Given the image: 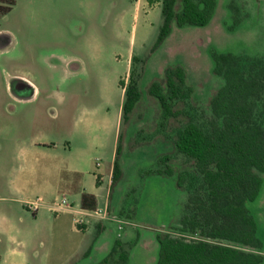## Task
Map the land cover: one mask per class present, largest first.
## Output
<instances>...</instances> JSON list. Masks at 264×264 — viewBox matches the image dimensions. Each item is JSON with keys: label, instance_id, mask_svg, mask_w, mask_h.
Returning <instances> with one entry per match:
<instances>
[{"label": "rangeland", "instance_id": "obj_1", "mask_svg": "<svg viewBox=\"0 0 264 264\" xmlns=\"http://www.w3.org/2000/svg\"><path fill=\"white\" fill-rule=\"evenodd\" d=\"M15 1L13 9L0 18V34H6L0 36V174L16 164V149L22 142L32 140L51 141L59 149L72 143L81 149L83 160L90 157L94 171L111 173L110 163L121 136L122 175L114 185L110 183L106 206L107 220L112 222L106 226L117 232L112 234L106 255L115 241L121 240L129 252L128 264H156V233L181 234L178 223L188 191L203 190L193 159L175 146L177 130L190 120L210 129L214 115L209 100L223 84V78L212 71V48L243 58L264 57V0H217L208 24H173L171 33L154 49L162 24V0H114V24L108 27H102L101 17L111 0ZM121 19L122 24L117 23ZM128 32L133 36L135 32L133 48L129 47ZM97 35L101 39L96 42ZM173 64L184 67L193 93L176 104L182 110L179 115L162 119L147 86L162 78L165 68ZM130 71L142 95L129 123L124 124L121 107ZM28 80L39 88L40 95L17 99L30 95ZM16 90L25 92L15 94ZM85 109L93 110L92 126H107L110 131L96 137L72 135L73 122ZM254 120L264 126V93L255 100ZM165 154L169 160L162 162ZM166 166L172 168V175L155 172ZM181 174L184 185L179 188L176 180ZM262 176L259 196L247 203L256 218L262 247L232 244L264 256V173ZM78 234L88 246L96 244L100 235L93 227ZM66 237L67 256L73 252L68 242L74 234L67 231ZM32 246L47 254L57 247L51 241ZM87 251L95 255L94 249Z\"/></svg>", "mask_w": 264, "mask_h": 264}, {"label": "trees", "instance_id": "obj_2", "mask_svg": "<svg viewBox=\"0 0 264 264\" xmlns=\"http://www.w3.org/2000/svg\"><path fill=\"white\" fill-rule=\"evenodd\" d=\"M161 3L162 24L152 49L166 39L173 24L177 27L208 24L217 6V0H162ZM14 4L15 0H0V18ZM210 56L213 73L223 78V84L209 100L214 115L210 129L206 131L190 120L177 130L175 139L177 150L193 159L203 190L188 191L185 212L178 223L181 234L156 233V264H264L261 253L233 245L262 247L256 218L247 203L254 201L263 187L264 126L254 120V109L255 100L264 93V57L243 58L214 48ZM192 93L186 70L180 64L168 65L162 78L153 79L147 86V94L159 104L162 119L179 115L182 110L176 104L190 98ZM141 95L130 71L121 107L124 124L129 123ZM120 152L121 136L112 163L111 185L122 175ZM168 160L167 154L161 157L162 162ZM155 172L173 174L169 166ZM176 185L183 187V174L177 177ZM85 197L83 194L82 202ZM128 258L125 243L116 240L110 253L97 264H128Z\"/></svg>", "mask_w": 264, "mask_h": 264}, {"label": "crops", "instance_id": "obj_3", "mask_svg": "<svg viewBox=\"0 0 264 264\" xmlns=\"http://www.w3.org/2000/svg\"><path fill=\"white\" fill-rule=\"evenodd\" d=\"M114 3L111 0L109 7L106 6L104 10L102 27H108L109 24L113 26L111 15ZM117 23L122 24V19ZM2 35L6 34H0ZM99 39L101 37L97 35L96 42ZM128 39L129 47L133 48L136 44L135 32L134 36L128 32ZM98 45L99 43L96 46ZM74 59L81 61L77 57ZM129 61L130 55L127 63ZM27 83L32 94L27 97L16 96L17 99L31 100L40 95L39 88L31 80ZM93 114L92 109L80 112L73 122L72 135L78 137L79 133H86L96 137L99 133L110 131L107 126H92L90 120ZM16 150V164L9 172L0 174V245L3 249L0 264H96L106 255L112 234L117 231L106 226L111 221L94 216H87V223L78 229L73 223V216L79 211L106 208L110 201V171L105 173L98 168L94 171L90 157L83 160L80 156L81 149L72 143L59 149L51 141L32 140L29 143L22 142ZM2 161L3 157L0 156V163ZM83 194L86 195L84 202ZM59 196L65 197L72 208L53 211L51 205ZM114 196L113 191L112 197ZM92 227L100 235L96 244L89 247L88 243H82L78 233L89 231ZM67 231L74 234V237L68 242L69 249L73 252L66 256L64 246L67 243ZM47 241L55 242L56 250L47 254L39 252L36 247L32 249L34 243L43 246ZM88 248L94 249V256H90Z\"/></svg>", "mask_w": 264, "mask_h": 264}, {"label": "built area", "instance_id": "obj_4", "mask_svg": "<svg viewBox=\"0 0 264 264\" xmlns=\"http://www.w3.org/2000/svg\"><path fill=\"white\" fill-rule=\"evenodd\" d=\"M51 208L53 209V211L59 212L67 208H72V205L66 200L65 197H62L60 201L53 202ZM87 216H94L99 219H107L108 213L106 208H104L103 210L95 209L88 212L79 211L73 216V223L75 227L81 229L82 226L87 223ZM119 228H121V226H119Z\"/></svg>", "mask_w": 264, "mask_h": 264}, {"label": "flooded vegetation", "instance_id": "obj_5", "mask_svg": "<svg viewBox=\"0 0 264 264\" xmlns=\"http://www.w3.org/2000/svg\"><path fill=\"white\" fill-rule=\"evenodd\" d=\"M24 92H25V91H17V90H16V91H15V94H20V95H21V94H23ZM31 94H32V89L30 88V95H31ZM30 95H29V96H30Z\"/></svg>", "mask_w": 264, "mask_h": 264}]
</instances>
